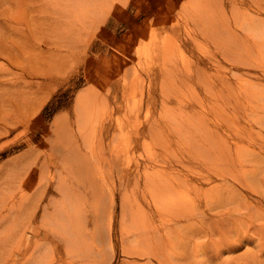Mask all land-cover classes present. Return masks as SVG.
<instances>
[{"label": "rangeland", "instance_id": "374dc122", "mask_svg": "<svg viewBox=\"0 0 264 264\" xmlns=\"http://www.w3.org/2000/svg\"><path fill=\"white\" fill-rule=\"evenodd\" d=\"M197 1L207 2L111 0L103 23L94 25L91 36H79L85 39L71 56L61 64L55 62L59 80L39 92L44 97L43 106L39 111L31 108L28 123L19 124L13 134L0 140V171H5V175L0 173L2 181L12 179L7 184L11 188L5 184L1 191L11 190L17 194L15 203L24 205L21 213L15 210L18 205L7 211L6 215L14 219H7L1 229L16 222L20 226L14 231H18L26 224L27 215L35 210L34 204L46 186L47 199L41 202L50 212L56 202L65 200L56 187L70 180L83 186L76 196L79 224L91 232L77 247L76 264H256L254 253L259 255L258 264H264V238L259 239L264 236V127L256 125L252 141L243 138L239 146L231 147L222 138L231 141L239 133L235 126L241 128L240 120L219 124L214 113L221 111L222 101L206 106L207 100L219 96L220 91L223 96H236L238 89L248 85L258 91V103L264 107V59L251 58V53L259 55L263 48L253 46L255 40L243 39V45H251L247 55L243 46L235 49L228 42L224 46L222 39L217 37L218 43L207 38L202 29L195 33L188 6ZM214 1H219L223 10L220 19L232 25V30L237 28L233 11L237 20L243 16L264 20V0H244V5L236 0V7L232 0ZM195 35L200 45L194 43ZM200 58L206 64L203 60L198 64ZM0 63L5 61L0 59ZM201 68L209 78L199 76ZM224 73L230 76V86L218 82L224 89L215 91L213 84L206 83L207 79L215 83L213 79ZM3 90L0 86V112L6 108L1 101ZM80 104L94 116L90 130H85L92 155L65 157L56 151L50 159L47 153L57 136L59 120L73 119L75 111L84 108ZM246 108L245 104L241 107L244 112ZM200 112H205L201 119H209V125L200 123ZM103 124L109 127L110 135L98 133ZM215 125H220L216 133L211 130ZM257 131L261 134L255 137ZM163 144L166 146L161 147ZM243 149L248 151L239 154ZM240 157L256 167L251 189L234 183L233 177L240 174ZM78 163L89 184H80L78 174H66ZM59 168H64L61 173ZM120 177L124 178L121 187ZM223 178L228 186L219 189ZM219 197L226 203L223 207L216 204ZM123 200L125 210L121 207ZM170 206L182 207L185 212L177 213ZM234 208L240 209L237 212L243 218L216 224L209 218L216 214L218 219L221 211ZM97 214L100 220L94 219ZM180 215L190 220L177 218ZM38 225L43 226L39 219ZM50 227L59 234L63 232L53 224ZM171 228H177L181 236L173 235ZM244 230L254 239L236 243L230 250L227 240H237L244 234L235 233ZM216 231L213 238L211 234ZM43 243L51 246L47 239ZM58 247L63 261H69L66 246L58 242ZM32 252L29 249L26 257ZM52 255L49 251L48 259Z\"/></svg>", "mask_w": 264, "mask_h": 264}, {"label": "bare ground", "instance_id": "6f19581e", "mask_svg": "<svg viewBox=\"0 0 264 264\" xmlns=\"http://www.w3.org/2000/svg\"><path fill=\"white\" fill-rule=\"evenodd\" d=\"M110 1L111 0H0V59L5 61V64L0 63V86L4 88L3 93L7 90L6 86H9V88H16L5 92L1 99L6 108L0 112V140L13 134L19 124L23 122L28 123V113L31 108L33 110H40L44 103V97L40 96L39 92L43 90L45 86L59 80L57 69H55L54 66L55 62L59 61V64H61V61L71 56L75 52V47L80 46L81 41H84L86 37L92 35L91 31L94 29V25L96 23H103L104 14L106 13L108 5L107 3ZM206 1L205 3L197 1L188 6L189 16L194 21V32L197 29H202L206 31L205 36L207 38H214L218 43L219 39H222V45L224 46H226L227 42L231 47L234 44L235 49L243 46L245 54L247 55L251 53V45H243V43H241L243 39L255 40L253 46L258 44L264 51V31H262L264 28V20H256L255 17L248 16H243L240 20H237L234 14L235 11H233L232 14L236 21V27L241 29L236 28L232 30V25L226 23L224 19H220L223 16V10L220 9L218 5L219 1ZM239 3L244 5L245 1L240 0ZM231 4L236 7L238 2L232 0ZM3 5L6 6L2 7ZM236 13H238V11H236ZM105 20L106 22L108 21L107 18ZM242 31H244V34L240 36ZM83 33L87 36H85L84 39H79V36L83 35ZM76 36H78V39L75 38ZM217 37L219 39H217ZM74 41H76V44H72ZM194 43L196 45L201 44L199 37L196 35L194 37ZM53 44L54 48L52 46ZM87 47L84 51L85 53ZM230 49L231 48H223L224 51H229ZM263 51L259 55L251 53V58L264 59ZM201 60H203L202 63L206 64L203 58H200L197 63H201ZM231 61L233 65L238 66L235 61ZM247 64V67H250L248 62ZM169 69L174 70V67H167V70ZM200 73L199 76L209 78L204 68H201ZM213 82L215 83H212L208 79L206 80L207 84H213L212 88L218 91L219 89H224V87L220 88L216 83L219 82V85L230 86L231 79L230 76L224 73L213 79ZM18 85L22 86L20 87ZM221 93L223 92L220 91L219 96H216L214 99L209 98L206 106L209 107V105L218 103L216 101L221 100L224 109L228 110V112L224 113L225 110L223 107L221 111H215L214 114L218 116L219 124L225 121V124L231 125L240 120L238 122L241 127L236 128L235 126V131L239 133L236 134L231 141L224 137L222 140L230 142L231 147L234 145L239 146L240 139L243 138H247L248 142L252 141L253 132L255 130L253 128H255L256 125L264 127V107H261L258 103V91L256 89L252 91L248 85H244L241 89H238V93L235 94L236 96H223ZM244 104L247 106L245 112L241 109ZM81 107L84 106L81 105ZM74 114L73 119L64 117L59 120L57 136L54 140V144L51 145L47 153L50 159H54L56 151L62 152V156L64 155L65 157H73L77 155V153L80 157H83V154L92 155V150L87 145L89 137L85 132L90 130L89 125L93 121L94 116L90 115L86 107L76 110ZM204 114L205 112L197 113V118L202 125H209V119H203L204 121L201 119ZM215 124H218V122ZM27 126H29V124ZM106 127L108 126L103 124L98 133L104 132V134L110 135V129ZM219 127L220 125H215L211 130L216 133ZM260 134L261 132L257 131L255 137ZM109 135H107V138H110ZM200 145L203 146V143H200ZM165 146L166 145L163 144L161 147ZM224 146L229 148L227 144ZM244 151H248V149H243L239 154L244 153ZM117 157L119 158L118 155ZM58 158L59 160L61 159L59 156ZM39 162L38 160L37 164ZM43 162L46 161L43 160ZM238 162L240 163V174L233 177L234 181H236L234 183H237L240 187L251 189L253 181L251 182L250 179L255 176L256 167L252 161L247 160L245 157H240ZM24 164H29V162ZM14 169L15 168H13V170ZM63 169L59 168L58 172L61 173ZM67 170V175H80V184L86 185L90 183L89 178L82 172L80 163L74 166L72 165V167ZM0 173L5 175V171H0ZM1 174L0 264H76L77 260L74 257L77 247L81 244L83 237L86 238V235L91 234V232L85 231L82 224H79V222H81L80 207L79 200L76 199V196H80L83 186L70 180L61 181V185L57 186L56 189L65 197V200L56 202L54 208L51 209L50 212L48 211L49 207L42 205L41 202L49 191V187L46 186L41 190L42 197L37 199V202L35 201V210L27 215L26 224L22 225L21 223L22 226L18 231H14L16 226H20V223L13 222L8 228L2 229L1 226H4L7 219L9 222H12L14 219L6 215L7 211L13 210V208H16L18 205L15 210L21 213L24 205L22 202L21 204L15 203L17 194L12 193L11 190L1 191L2 186L12 181V179H6L3 182V175ZM123 179V177L119 178V187L122 186ZM26 182H29V179ZM230 185L232 186V183L229 182V186ZM221 186L222 188L219 189H225L228 186V181H225V178H223L222 182L219 184V187ZM10 188L11 185H7V189ZM213 189H217V187ZM229 193L233 194L234 192ZM221 197L216 201V204L220 203L219 206L223 207L226 203H223ZM49 201L51 200L49 199ZM228 201H231V198H229L227 202ZM256 203L258 204L257 200ZM30 204H32L31 201ZM155 204L158 205L159 202L157 201ZM66 206H68L69 209L66 208ZM121 207L122 210H125V200L121 202ZM170 207L176 210L177 213H179V211H184L182 207ZM237 211L239 212L240 209H228V211H221V213L218 214V219H215L216 214L211 215L209 218L215 224L220 220L229 221L233 218L234 220H240L243 216ZM111 212H113V209ZM122 216L124 217L123 213ZM181 216L183 215L177 216V218ZM183 217L186 221L190 220L186 215ZM38 219L43 226L38 225ZM94 219L100 220L101 217L97 214ZM50 224L62 229V234H59L54 228L50 227ZM215 224L213 225L214 228ZM143 228H146V223ZM176 229L177 228H171L170 232L180 237L181 234ZM256 231H258V229ZM216 234L217 231L213 232L211 236L214 238ZM238 234L244 235H240L237 240L234 237H231V240H227L229 243L228 245H230V250L236 247V243L241 244L244 241L254 239L250 231L244 230V232L235 233V235ZM219 235L221 236V234ZM213 238L212 242H214ZM261 238H264V236L261 235L259 239ZM46 239L51 242V246L47 247L43 243ZM122 239L124 241V237H122ZM255 240H257L256 237ZM58 242H62L66 246L68 255H70L69 261H63L62 255L58 252ZM219 242L224 243L222 241ZM31 248L33 252L30 256L26 257L28 250ZM49 251L50 253L53 251V255L48 259ZM257 256L259 255L254 253L253 263L258 264Z\"/></svg>", "mask_w": 264, "mask_h": 264}]
</instances>
